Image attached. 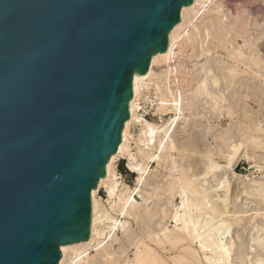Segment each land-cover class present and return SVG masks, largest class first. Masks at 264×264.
Returning a JSON list of instances; mask_svg holds the SVG:
<instances>
[{
    "label": "water",
    "instance_id": "95a60500",
    "mask_svg": "<svg viewBox=\"0 0 264 264\" xmlns=\"http://www.w3.org/2000/svg\"><path fill=\"white\" fill-rule=\"evenodd\" d=\"M195 0H0V264L90 241L134 78Z\"/></svg>",
    "mask_w": 264,
    "mask_h": 264
},
{
    "label": "rangeland",
    "instance_id": "374dc122",
    "mask_svg": "<svg viewBox=\"0 0 264 264\" xmlns=\"http://www.w3.org/2000/svg\"><path fill=\"white\" fill-rule=\"evenodd\" d=\"M199 8L198 14L186 15L179 29L176 57L156 63L154 76L141 88L136 102V116L129 127L127 150L114 163L113 172L120 181L118 192L110 195L108 182L96 194L99 215L102 214L104 221L99 228L104 231L103 236L97 235L94 244L89 246L85 262L126 264L130 260L135 261L140 241L148 239V231L161 233L165 226L177 230L182 227L174 218L178 209L183 212L177 178L183 179L187 175L198 182L201 195L208 192L213 198L205 194L212 199H217L218 195L223 198L228 196L232 209L238 206L236 208L245 212L242 214L246 215L245 219L240 224L232 216L227 217L232 223L231 233L226 235L231 237L228 240L234 238L238 245L244 241L245 250L253 259L259 241L264 242V201L247 194L256 192V188H264V93L259 100H254L253 96L248 98V90L259 91L263 87L259 89L253 79L242 80L234 84L242 87L241 93L233 94L229 93L226 78L230 75L227 67L233 64L228 57L229 50L238 52L240 47L247 49L254 43L253 49L264 57V0H201ZM224 39L226 46L221 42ZM238 76L246 74L239 73ZM217 78L218 82L215 81ZM204 84L208 91L204 90ZM168 86L171 92L166 91ZM163 92L170 99L164 107L161 99ZM176 99L178 104H182L183 113L174 121L177 111L172 104L176 103ZM233 101L236 107H229L228 104ZM234 108L238 109L236 114ZM146 123L161 127L162 132L154 131L153 126ZM230 124H234L232 128ZM162 126L168 130L169 138L164 148L160 147L166 132ZM258 127L263 129L257 130L256 134L261 133L259 139L262 144L247 138V134ZM240 143L242 146L231 161V148ZM130 156L135 158L134 161ZM154 156L158 157L153 159ZM130 162L139 163L147 169L139 186L140 193L132 192L138 187L140 174L129 167ZM215 163L221 168L210 172ZM219 179L228 182L229 185L225 183L229 186L225 185L226 190L222 187L221 191L218 187L221 183ZM128 194L133 195L134 202L128 214H122L120 198H127ZM204 205L199 204L202 211H205ZM115 219L118 225L112 230ZM196 249L199 250V247ZM260 252L264 258V250ZM199 253L202 254V251L199 250ZM72 257L73 252L68 253L66 264L71 262ZM239 258L234 255V261H238L235 264H239ZM78 259L72 264H76Z\"/></svg>",
    "mask_w": 264,
    "mask_h": 264
},
{
    "label": "bare ground",
    "instance_id": "6f19581e",
    "mask_svg": "<svg viewBox=\"0 0 264 264\" xmlns=\"http://www.w3.org/2000/svg\"><path fill=\"white\" fill-rule=\"evenodd\" d=\"M200 4H201V0H195L191 6L183 8V10H182V16H183L182 22H180L171 32L168 50L164 53H160V54L155 55L153 57L151 67H150L148 73L146 74L145 78L142 76H139L138 74L135 75V78H134V94L135 95H134V98L131 101V105H130L131 117L126 122L124 131H123V141L119 147L118 153H116L115 155H113L111 157V159L107 165L106 177L101 179L98 188L93 190V193H92L94 214H93V219H92L90 241L80 242V243L67 245V246H62L61 250L63 251L64 257L61 259L59 264H66V258H67L68 253H70V252H73V257H72V260L69 264H72L77 258H79V259L76 262V264H93L89 260L85 262L84 257H86L88 255L87 250L89 249V246L94 244V242L96 240V236L97 235L103 236V231H104V229L99 228L100 223L103 221V216H102V214L99 215V211H98V203H97V199H96L97 191L103 185L110 182V184L108 185L110 195L114 196V195H116V192H118V185H119L120 181L119 182L117 181V178H116L117 176L113 172V168H114V163H115L116 158L119 155L125 153V151L127 150V141H128L130 123L132 122L133 118L136 116L137 97L141 91V88L144 85H147V80L151 79L154 76V74H155L154 65L160 61H170L172 58L176 57V55L178 54V41H179V37H180V34L178 33L179 29L183 26V22L185 21L184 19H185L186 15L191 14V13L192 14L193 13H195V14L199 13ZM243 36H244V38L246 37L245 35H243ZM221 38H222V36H221ZM224 40H221V42L223 41V44H224L223 46H226L225 45L226 39H224ZM246 41H248V38ZM263 43L264 42H262V44ZM253 44H252V46H253ZM252 46H249L248 48L246 46L247 49L240 47L238 49V52L237 51L235 52L233 50H229V56L228 57L232 60L233 64L230 65L229 67H227V70L230 72V75L229 76L225 75V76L227 78V82L229 83V85L227 86L228 89H230L229 93H233V94L241 93L240 89L242 88L241 86L236 87V85H234V84L241 83L242 80L247 82V81H252V79H253L254 84H256L260 87V88L258 87L259 89H261L262 87L263 88L261 90H259L256 87L257 90H259V91H252L253 89H251V91L248 90V98L253 96L254 100L255 99L259 100L260 96L263 95V93H264V85H263L264 80H262V77L264 76V59H263L264 57L262 58L260 56V54L256 53L255 49H253ZM222 48H224V47H222ZM248 49H250V52L248 51ZM239 73H244V74H246V76H238ZM250 74H252V75L250 76ZM253 74L255 75L254 78H253ZM215 81L218 82V78ZM204 90H206L205 84H204ZM166 91L171 92V88L168 86L166 88ZM206 91H208V90H206ZM165 94L166 93L163 92L162 98H161L163 107L166 106L170 101V99L166 98ZM246 94H247V92H246ZM180 97H181V101H182V96H180ZM246 97L247 96L245 95L244 98H246ZM253 98H251V99H253ZM239 100H240V98H239ZM167 101H168V103H166ZM233 102H230L228 104V106L229 107L230 106L236 107L234 105L235 102L234 103ZM178 103H179V101H178V99H176V103L174 102V104H172L175 106V109L177 111L174 121L179 119L183 113L182 104L181 103L178 104ZM236 109L237 108L233 109L234 114H236V111L238 110V109L237 110ZM231 115H233V114H231ZM146 125H147V123H146ZM150 125H152V123ZM150 125H147V126H150ZM233 125L234 124H232V125L230 124V128H232ZM154 127L155 126L152 127L154 131L162 132L161 127H158V126L155 128ZM260 129L263 131V129L259 128V127L256 129H253L252 132H249L247 134L248 135L247 138H249L252 142L254 141L257 144H262L263 143L262 140L259 139L261 133L256 136V134H258L257 130L260 131ZM164 130H165V128H164ZM165 131H166L165 136L161 140V143H160L161 148H164L166 146L168 139H169V138H167L168 130H165ZM165 139H166V141H165ZM241 146H242V143H240L238 145L235 144L232 146L231 150H232L233 157L231 155L229 157V159H231V161H232V159H234L235 154L240 150ZM131 157H133V156H130V158ZM157 157L158 156H154L153 159H156ZM132 159L133 158H131V160ZM134 159L132 161H134ZM220 166L216 163L213 164L212 167L210 168V172H212V170L216 169V168L220 169L221 168ZM129 167L132 170L139 172L140 176H139V178H137L138 179L137 184L139 187L143 183V180H144L143 177H144L147 169L144 168L141 164H139V163L137 164V163H133V162L132 163L130 162ZM224 178L226 179V177H224ZM177 179H178V182H177L178 188L180 187V190H179L180 196L182 197V202H181L182 204L180 205V208H181V210H183V212L180 213V211L178 209V211L174 215V218L176 219L177 223L180 222L182 224V227L178 228V230H177V229H170V228L165 226V227H163V229L161 228L162 229L161 233L157 232L156 230H154L153 232L151 231V233H150V231H148V233H149V235L147 236L148 239L143 238L141 241L139 239L140 245L138 247L137 254H136L137 259L135 261L130 260L126 264H235V262H236V261H234V255L235 254H237V256L240 257L239 258L240 259L239 264H264V258L261 257L262 254L260 252V251L264 250V242L262 240L259 241V247L255 251L256 257L253 259L250 257L248 250L247 249L245 250L244 241H242V245L239 244L240 247L238 248L237 246H239V245L236 243L234 238L231 240H228L229 236H228V238L226 236L228 233H231V229H232V223L230 221H228L227 217L232 216L235 219V222L240 224L242 222L243 218L246 216V215H242L243 213H245L243 210H239L238 208H236L238 206H236L235 208L233 207V209H232L228 204V200H229L228 196L223 198L221 195H218L217 199H212L213 197L210 196L208 194V192L207 193L205 192V193L208 194L212 198L207 196L205 193H204V196L201 195V193L199 192V189H198V185H197L198 182L196 180L192 179V176L187 175V177H185L183 179L180 177ZM220 179H223V178H220ZM220 179H219V181H221ZM225 179L221 181L220 185L218 184L219 181L217 183V185H219L218 187H220V190L222 189V187L225 188V185L228 184V182H226L227 179L226 180ZM138 187L132 192L133 193L136 191L139 192L141 190V188L139 187L140 189H138ZM218 187L216 186L217 190H218ZM227 187H229V186H227ZM261 188H256V189H254L256 192H247V194L250 195V193H251V195L256 196V198H255L256 200L264 201V188L263 189H261ZM225 190H226V188H225ZM203 191H205V190H203ZM218 192H220V191L218 190ZM119 194H121V193H118V195ZM119 197H121V196H119ZM120 202H121V213L122 214H128V212L130 211L129 210L130 205L132 202H134L133 195L128 194L127 198H124V196L121 197ZM201 203L205 204L204 205L205 211H202V207L199 206V204H201ZM149 216H151V214H149ZM117 225H118V220L115 219L113 221V225L111 226V229L114 230ZM101 243L102 242H99V244H101ZM169 246H170V248H169ZM197 246L199 247V250L202 251V254H200L199 250L196 249ZM252 248L253 247H251V250H252ZM238 249L240 250L239 252H238ZM253 252H254V250H253ZM110 264H112V262ZM116 264H118V263H116ZM121 264H122V262H121Z\"/></svg>",
    "mask_w": 264,
    "mask_h": 264
},
{
    "label": "trees",
    "instance_id": "16d2710c",
    "mask_svg": "<svg viewBox=\"0 0 264 264\" xmlns=\"http://www.w3.org/2000/svg\"><path fill=\"white\" fill-rule=\"evenodd\" d=\"M123 171H126V169L123 168Z\"/></svg>",
    "mask_w": 264,
    "mask_h": 264
}]
</instances>
